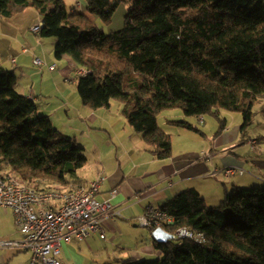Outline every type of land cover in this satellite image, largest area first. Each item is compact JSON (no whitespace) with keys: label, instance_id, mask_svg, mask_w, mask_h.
<instances>
[{"label":"trees","instance_id":"obj_1","mask_svg":"<svg viewBox=\"0 0 264 264\" xmlns=\"http://www.w3.org/2000/svg\"><path fill=\"white\" fill-rule=\"evenodd\" d=\"M85 1L84 12L71 11L66 0H0V16L36 9L43 17L40 37L57 39L55 56L88 70L77 77L82 103L91 109L121 103L158 158L172 154V135L158 121L167 109L196 118L240 112L241 130L249 125L264 97V0H127L123 27L110 31L96 19L110 25L119 1ZM17 84L15 71L0 61V174L11 172L38 190L85 186L84 148L39 113ZM160 209L174 217L164 225L168 232L185 227L203 240L154 239L157 259L119 264H264V184L234 187L219 205L188 187Z\"/></svg>","mask_w":264,"mask_h":264},{"label":"crops","instance_id":"obj_2","mask_svg":"<svg viewBox=\"0 0 264 264\" xmlns=\"http://www.w3.org/2000/svg\"><path fill=\"white\" fill-rule=\"evenodd\" d=\"M66 4L71 11H86L85 0H66ZM25 10L17 14L25 15ZM29 15L31 18L25 23L27 31L23 33L29 37L28 43L31 44L32 53L39 56L40 52H44L47 44H50L52 53L57 39L42 38L32 31L31 26L42 16L38 11L31 12ZM22 40L19 39L20 42ZM23 45H25L24 42L17 50L19 57L29 53L24 51ZM66 58L68 62L62 58L61 62L70 67L74 66L71 58L69 56ZM11 61L16 64L18 58L12 57ZM35 86L33 82L30 87L22 90L19 82L17 84L18 90L27 97L33 98L38 104V112L42 111L41 114L50 117L55 126L57 125L55 117L60 112L63 113L61 121L67 116V121L62 122L75 132L72 137L76 139V142L79 133L81 137L86 136V141L83 138L84 141L80 146L84 148L88 156L86 166L92 174L88 177L81 174L82 182L87 187L90 181L102 177L100 191L96 197L101 201L110 199L112 205L121 212L120 216L103 218L104 238L100 236V232H94L85 239L64 242L60 256L67 264H92L89 252H94L100 246L98 238L109 240L115 249L118 248L126 256L140 259L147 253L160 255L155 247L153 230L140 226L136 220L148 207L160 208L166 200L188 187L198 189L209 205H219L223 203L226 192L234 187L261 186L259 184L264 182V161L253 160L247 153H243L245 146L240 147L238 144L242 139L248 144L251 143L249 137L246 139L240 137L242 123L232 126L226 119L222 133L218 137L215 136L213 147L209 148L199 142L200 139L207 137L206 130L201 127V124H207L206 118L199 117L198 122H195L184 112L182 114L174 112V117L178 116V118L173 119L171 115L167 118L168 123L171 124L169 126L175 132H170L172 154L166 158H158L154 155L153 148L144 141L142 133L128 123L122 112L121 103V105L115 104L112 101L110 106L97 109L88 108L83 103L81 106L75 105L72 108L67 102L49 106L47 100L43 99L42 89H36ZM73 116L75 120H72ZM174 121H187L198 130L187 128ZM183 140L195 142L186 145ZM252 147L256 148L253 145ZM248 157L253 161H250ZM227 167L243 169L245 172L243 174L236 172L227 176L224 173ZM87 174L85 172L86 176ZM113 190H117L114 195H112ZM126 222L137 224L138 229L142 231L130 229ZM23 235L15 224L13 211L0 205V240H21ZM117 237H120L118 242L115 240ZM74 240L85 241V247L78 244L71 245ZM31 256L32 253L29 250L2 248L0 264H28ZM115 257L117 262L124 259L118 255Z\"/></svg>","mask_w":264,"mask_h":264},{"label":"built area","instance_id":"obj_3","mask_svg":"<svg viewBox=\"0 0 264 264\" xmlns=\"http://www.w3.org/2000/svg\"><path fill=\"white\" fill-rule=\"evenodd\" d=\"M42 27L43 17L31 29L39 34ZM24 51L28 49L24 47ZM35 63L41 65L42 61L37 58ZM77 71L78 74L88 72L85 69ZM250 142L253 145L257 143L254 139ZM236 172L243 174L245 171L233 167L224 169L227 176ZM102 180L100 177L90 181L87 187L78 186L66 192L38 190L24 184L11 172L0 174V205L13 211L15 224L24 234L21 240H0V249L29 250L32 256L28 264H67L60 256L64 242L85 239L94 232H100L104 238L103 218L121 215L110 199L101 201L96 197ZM116 192L113 190L112 195ZM136 220L140 226L154 230L174 222V217L150 206ZM173 235L180 241L184 238L203 240V235L185 227L177 229Z\"/></svg>","mask_w":264,"mask_h":264},{"label":"rangeland","instance_id":"obj_4","mask_svg":"<svg viewBox=\"0 0 264 264\" xmlns=\"http://www.w3.org/2000/svg\"><path fill=\"white\" fill-rule=\"evenodd\" d=\"M119 1L118 8L113 16V21L110 25H104L98 18L96 19V22L100 24V26L107 29V31L110 30H118L123 27L124 25V18L127 13V11L130 8V4L127 0H114ZM70 6V4H69ZM35 12L37 13V10L34 8H28L25 10L24 14H16L12 17H1L0 16V61L1 64L7 68L14 70L17 74L18 82L20 85V89L23 90V88H28L30 85H32L33 82H35L36 89H42V93L44 94V100H47L49 103V106H54L60 102L62 103H69V107H74L75 105H82V100L78 92L77 88V76L78 71L76 68H74L73 65L68 66L64 63H62V59L64 61L68 62V59L66 56L62 59L57 58L55 56L54 51L50 52V44L46 45L44 48V52H40L39 56H36L32 53L31 44H29V37L26 33V27L25 23L27 20H29L30 13ZM3 31V33H1ZM19 39H23L22 42L19 41ZM23 48L26 47L29 51L26 55H23L21 57L17 56L18 52L17 50L19 47L23 44ZM50 42V40H49ZM52 54H49V52ZM12 57H15V59L18 58V62L16 64L12 63L11 59ZM39 58L42 61V64H35V59ZM14 61V60H13ZM19 65V66H18ZM66 65V66H65ZM115 104H120L118 101H113ZM66 105V104H65ZM121 105V104H120ZM40 113L42 111H39ZM174 112H179L182 114V110L180 109H167L164 112L161 113L159 116V123L160 125L165 128L167 131L174 132L171 128L170 123H168L167 118L170 117L175 119L178 118V116L174 117ZM253 117L251 122L247 127H245L244 130H241V138H248L258 140V144L253 145L252 143H247V141H240L238 144L239 146H245L243 149V153H247L250 158L257 161H264V97L259 99L257 103L253 107ZM60 116V117H58ZM55 118V123L58 125L57 128L61 130L63 133L67 135H75L73 131H71L67 126H65V123L62 121H67V116L64 120L63 119V113L60 112ZM58 117V118H57ZM204 117L207 120V124H201L202 129L206 130L207 137L206 139H200V143H204L207 147L211 148L213 147L214 139L216 136V133L219 131V128L222 126L221 119H227L230 125L234 126L237 124L242 123L244 121L243 115L240 112H232L228 110L221 109L219 110L218 115L215 114H207L204 115ZM195 122L197 121L196 117H189ZM72 120H75V117H72ZM178 128V127H176ZM191 132V131H186ZM175 133V132H174ZM191 134H194L191 132ZM81 134L79 133V136L77 138V145H81L85 139L86 136L81 137ZM177 136V135H176ZM84 138V140H83ZM179 138V137H178ZM183 142L186 145H191L195 141L190 140V142H187L183 140ZM256 146V148L252 147ZM245 156V154H243ZM246 157V156H245ZM248 159L250 161V158ZM85 172H87V176L85 175ZM84 175L85 177H88L90 174H92V171L89 170V167L86 166L83 170L79 171V175ZM83 179V177H82ZM264 182H262L259 185H263ZM126 225L135 231H142V229H138L137 224L133 222H126ZM138 229V230H137ZM121 237V236H120ZM120 237H117L115 240L118 242ZM82 242V243H80ZM83 245L82 247H85V241H77L74 240L71 245ZM98 249H95L94 252H89L90 261L92 264H103V263H111V264H119L120 262H117V259L115 255H118L119 257L128 258L130 256H126L122 254V251H120L118 248L115 249L110 243L109 240L100 239L98 238ZM77 246V245H76ZM108 247V249H107ZM104 251V252H103ZM104 253V254H103ZM159 255H151L150 253H147L141 258L145 259H157Z\"/></svg>","mask_w":264,"mask_h":264},{"label":"water","instance_id":"obj_5","mask_svg":"<svg viewBox=\"0 0 264 264\" xmlns=\"http://www.w3.org/2000/svg\"><path fill=\"white\" fill-rule=\"evenodd\" d=\"M152 235L155 240L157 241H167L169 239H173L174 235L170 232H168L164 228H156L152 231Z\"/></svg>","mask_w":264,"mask_h":264}]
</instances>
